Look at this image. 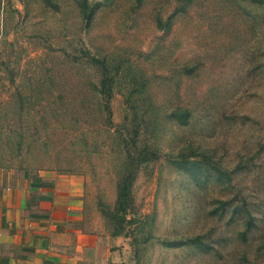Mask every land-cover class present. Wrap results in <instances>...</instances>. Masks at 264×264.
Instances as JSON below:
<instances>
[{"label": "rangeland", "instance_id": "rangeland-1", "mask_svg": "<svg viewBox=\"0 0 264 264\" xmlns=\"http://www.w3.org/2000/svg\"><path fill=\"white\" fill-rule=\"evenodd\" d=\"M88 1L0 0V170L81 178L125 264H264V0Z\"/></svg>", "mask_w": 264, "mask_h": 264}, {"label": "crops", "instance_id": "crops-1", "mask_svg": "<svg viewBox=\"0 0 264 264\" xmlns=\"http://www.w3.org/2000/svg\"><path fill=\"white\" fill-rule=\"evenodd\" d=\"M83 180L0 170V264H125Z\"/></svg>", "mask_w": 264, "mask_h": 264}, {"label": "trees", "instance_id": "trees-1", "mask_svg": "<svg viewBox=\"0 0 264 264\" xmlns=\"http://www.w3.org/2000/svg\"><path fill=\"white\" fill-rule=\"evenodd\" d=\"M77 5L79 7L81 19H82L83 23L86 26H88L90 24V22L92 21V18L94 15V8L90 5L88 0H77ZM92 61L94 63L100 65L101 69L105 73L104 80H101V82H100V94L105 99V109L107 111H109L108 102L110 99L111 80H109L107 67H106L105 63L101 60L92 58ZM182 115L184 117H187L188 116L187 111H182ZM177 117H178V119H181L182 116H181V114H179V115H177ZM214 169L219 175L227 176V172H223L221 169H219L217 167H215ZM128 180H130V179L126 178L118 190L117 208L115 211V213L117 215H119V214L124 215V213L127 211V208L129 206L128 202H129L130 191H129V187H128V184H129ZM175 245H177V244H175Z\"/></svg>", "mask_w": 264, "mask_h": 264}]
</instances>
